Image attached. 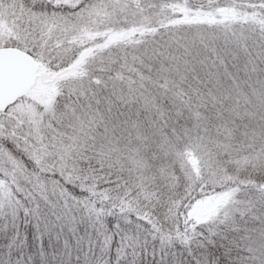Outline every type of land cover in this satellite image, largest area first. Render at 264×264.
I'll list each match as a JSON object with an SVG mask.
<instances>
[{
  "label": "snow or ice",
  "instance_id": "snow-or-ice-1",
  "mask_svg": "<svg viewBox=\"0 0 264 264\" xmlns=\"http://www.w3.org/2000/svg\"><path fill=\"white\" fill-rule=\"evenodd\" d=\"M0 264H264V0H0Z\"/></svg>",
  "mask_w": 264,
  "mask_h": 264
}]
</instances>
